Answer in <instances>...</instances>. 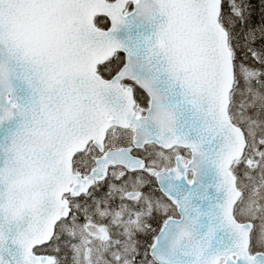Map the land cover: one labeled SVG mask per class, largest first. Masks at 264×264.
Listing matches in <instances>:
<instances>
[{
	"label": "snow or ice",
	"instance_id": "obj_1",
	"mask_svg": "<svg viewBox=\"0 0 264 264\" xmlns=\"http://www.w3.org/2000/svg\"><path fill=\"white\" fill-rule=\"evenodd\" d=\"M0 264H264V0H0Z\"/></svg>",
	"mask_w": 264,
	"mask_h": 264
}]
</instances>
